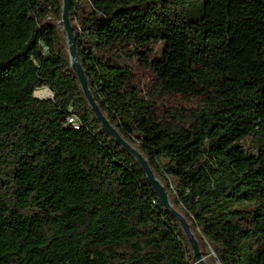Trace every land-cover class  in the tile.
<instances>
[{
  "label": "trees",
  "instance_id": "1",
  "mask_svg": "<svg viewBox=\"0 0 264 264\" xmlns=\"http://www.w3.org/2000/svg\"><path fill=\"white\" fill-rule=\"evenodd\" d=\"M62 6L0 0V264H200L92 110ZM71 20L96 102L206 263L264 264V0H72Z\"/></svg>",
  "mask_w": 264,
  "mask_h": 264
},
{
  "label": "water",
  "instance_id": "2",
  "mask_svg": "<svg viewBox=\"0 0 264 264\" xmlns=\"http://www.w3.org/2000/svg\"><path fill=\"white\" fill-rule=\"evenodd\" d=\"M71 7H72V0H63L61 22L63 24V28L67 37V43L69 46V55L71 58V66L79 78V81L82 86V90L85 96L87 97L92 107V110L94 111L100 122L102 123L104 129L109 134H111L120 145H122L130 154H132L137 159L143 171L147 175L150 183L152 184L155 191L159 195L163 205L166 207L168 211L173 213L174 216L177 217V219L180 221L183 230L185 231L188 239L190 240L191 246L193 248L194 256L197 262L200 264H207L205 261L206 257L204 256L201 250L198 239L196 238L193 230L191 229L189 222L187 221V219L183 214L179 213L173 208L172 202L170 200L169 194L165 186L154 174L147 158L144 157V155L139 149H137L134 145L129 143L120 135L118 130L111 124L109 119L105 116L102 109L96 102L89 85L87 74L85 73V69L81 63L80 56L77 50L74 27L71 20Z\"/></svg>",
  "mask_w": 264,
  "mask_h": 264
},
{
  "label": "rangeland",
  "instance_id": "3",
  "mask_svg": "<svg viewBox=\"0 0 264 264\" xmlns=\"http://www.w3.org/2000/svg\"><path fill=\"white\" fill-rule=\"evenodd\" d=\"M73 22L77 23L76 20H74ZM63 30H64V28H63ZM160 47H161L160 44L156 46V50H155L156 52L155 53L157 55L160 53ZM134 68H135V71H136L138 78L141 82V85L143 86V89L148 90L149 88H151L154 85V81H155V76H154L153 72L146 70V69H143L138 62L135 63ZM44 90L46 91L47 89L44 88ZM47 96H48V94L45 93L44 97H47ZM248 142H249V140H247V143ZM245 255H246V253H244L242 257H245Z\"/></svg>",
  "mask_w": 264,
  "mask_h": 264
},
{
  "label": "built area",
  "instance_id": "4",
  "mask_svg": "<svg viewBox=\"0 0 264 264\" xmlns=\"http://www.w3.org/2000/svg\"><path fill=\"white\" fill-rule=\"evenodd\" d=\"M46 89H47L46 93L48 94L47 97H52L53 96L52 92L48 88H46ZM37 91L38 90L35 91V96L36 97H38V98H46V97H44V95L37 94ZM66 123H68V124H79V118H78V116H74V114L69 115L66 118Z\"/></svg>",
  "mask_w": 264,
  "mask_h": 264
}]
</instances>
